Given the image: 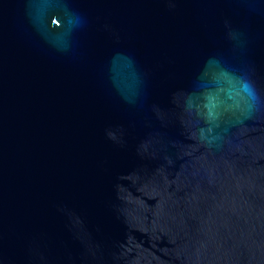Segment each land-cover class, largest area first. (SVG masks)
Instances as JSON below:
<instances>
[{
  "label": "water",
  "instance_id": "obj_1",
  "mask_svg": "<svg viewBox=\"0 0 264 264\" xmlns=\"http://www.w3.org/2000/svg\"><path fill=\"white\" fill-rule=\"evenodd\" d=\"M0 264H264V0H0Z\"/></svg>",
  "mask_w": 264,
  "mask_h": 264
}]
</instances>
